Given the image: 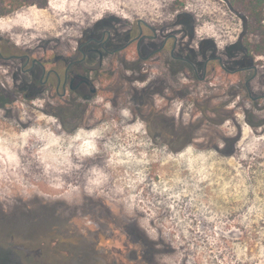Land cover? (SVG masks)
<instances>
[{
	"label": "rangeland",
	"instance_id": "rangeland-1",
	"mask_svg": "<svg viewBox=\"0 0 264 264\" xmlns=\"http://www.w3.org/2000/svg\"><path fill=\"white\" fill-rule=\"evenodd\" d=\"M41 1L0 18V38L31 54L55 44L63 53L59 46L92 23L144 19L183 23L185 36L218 39L237 54L238 39L247 36L246 19L225 0H46L40 8ZM44 135L26 131L14 139L0 131V197L29 205L41 197L57 213L32 206L27 220L10 222L22 233H0V264H264L261 133L245 127L230 158L194 146L165 152L138 126L109 139ZM47 235L78 245L61 259L37 244ZM124 245L138 259H120Z\"/></svg>",
	"mask_w": 264,
	"mask_h": 264
},
{
	"label": "flooded vegetation",
	"instance_id": "flooded-vegetation-1",
	"mask_svg": "<svg viewBox=\"0 0 264 264\" xmlns=\"http://www.w3.org/2000/svg\"><path fill=\"white\" fill-rule=\"evenodd\" d=\"M81 34L59 46L63 53L55 44L31 54L0 38V131L5 136L36 130L64 139L94 133L109 139L138 126L165 152L180 154L194 146L230 158L238 153L245 127L264 135V53L249 54L245 39H238L242 49L233 54L232 47H219L218 39L185 36L183 23L144 19L95 22ZM32 201L10 200L3 193L0 233H22L9 223L27 220L32 206L57 217L41 197ZM37 244H46L61 259L78 245L71 237L48 235ZM98 248L96 242L92 250ZM123 248L120 259H138Z\"/></svg>",
	"mask_w": 264,
	"mask_h": 264
},
{
	"label": "trees",
	"instance_id": "trees-1",
	"mask_svg": "<svg viewBox=\"0 0 264 264\" xmlns=\"http://www.w3.org/2000/svg\"><path fill=\"white\" fill-rule=\"evenodd\" d=\"M231 10L246 19L243 47L249 54L264 53V0H225ZM33 0H0V18L12 14ZM47 1L40 2L39 7L45 8ZM253 39H258L254 41Z\"/></svg>",
	"mask_w": 264,
	"mask_h": 264
},
{
	"label": "bare ground",
	"instance_id": "bare-ground-1",
	"mask_svg": "<svg viewBox=\"0 0 264 264\" xmlns=\"http://www.w3.org/2000/svg\"><path fill=\"white\" fill-rule=\"evenodd\" d=\"M91 136H92V135H91ZM91 136H90V137H91ZM87 142H88V141H87ZM79 148H80V147H79ZM82 150H83V149H82ZM88 150H89V149H88ZM88 152H89V151H88ZM8 153H9V152H8ZM84 154H86V153H84ZM88 154H89V153H88ZM88 154H87V155H88ZM110 164H111V163H110ZM46 185H47V184H46ZM52 192H53V191H52Z\"/></svg>",
	"mask_w": 264,
	"mask_h": 264
}]
</instances>
